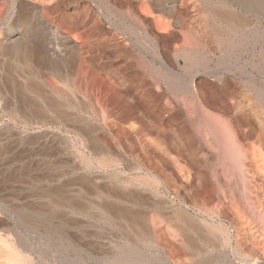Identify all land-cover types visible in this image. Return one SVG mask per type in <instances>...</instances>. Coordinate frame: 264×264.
Listing matches in <instances>:
<instances>
[{"label":"bare ground","instance_id":"bare-ground-1","mask_svg":"<svg viewBox=\"0 0 264 264\" xmlns=\"http://www.w3.org/2000/svg\"><path fill=\"white\" fill-rule=\"evenodd\" d=\"M0 264H264V0H0Z\"/></svg>","mask_w":264,"mask_h":264},{"label":"rangeland","instance_id":"rangeland-1","mask_svg":"<svg viewBox=\"0 0 264 264\" xmlns=\"http://www.w3.org/2000/svg\"><path fill=\"white\" fill-rule=\"evenodd\" d=\"M7 161H5V156L4 155H1L0 157V181L4 178H7L9 177L8 174L9 171L7 169Z\"/></svg>","mask_w":264,"mask_h":264}]
</instances>
